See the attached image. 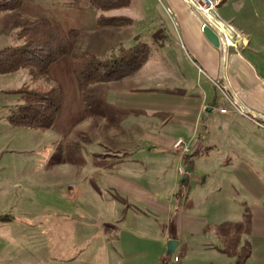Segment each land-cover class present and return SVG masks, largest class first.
<instances>
[{"label": "crops", "instance_id": "1", "mask_svg": "<svg viewBox=\"0 0 264 264\" xmlns=\"http://www.w3.org/2000/svg\"><path fill=\"white\" fill-rule=\"evenodd\" d=\"M167 3L201 63L198 68L191 62L200 81L183 73L177 78L168 58L169 65H156L152 81L135 75L112 94L106 106L122 110L126 131L117 141L121 153L104 167L95 193L98 188V197L108 195L105 202L120 214L111 223L149 221L139 235L129 234L144 238L143 248H155V264H264V163L258 160L264 157V129L220 113L227 105L213 85L221 77L264 122V15L248 9L243 18L242 9H217L234 31L230 45L236 44L224 60L204 36L199 14L182 0ZM194 135L193 154L172 149L176 138Z\"/></svg>", "mask_w": 264, "mask_h": 264}, {"label": "rangeland", "instance_id": "2", "mask_svg": "<svg viewBox=\"0 0 264 264\" xmlns=\"http://www.w3.org/2000/svg\"><path fill=\"white\" fill-rule=\"evenodd\" d=\"M212 1L217 3L216 11L242 9L238 12L244 18L248 9H258L264 15V0ZM166 9H171L167 0H133L128 8L106 12L96 10L88 0H23L18 9L0 12V49L20 44L16 33L22 24L41 18L49 19L68 45V54L46 71L20 69L0 75V264H155V248H143L145 239L129 234L139 235L137 229L149 228V221L130 217L111 223V217L120 214L105 202L108 195L98 197L101 190L95 193L94 187L103 182L104 167L121 153L117 141L126 131L127 120L122 110L110 112L106 103L129 79L79 85L71 61L85 52L101 58L118 55L120 49L145 42L150 55L137 75L152 81L156 65H169V58L177 78L183 73L196 82L191 62L198 68L201 63ZM99 15L130 22L99 27ZM234 47L220 50L221 57L225 60ZM221 80L213 81L214 89L224 87L235 97ZM25 84L61 88L62 109L50 129L9 124V107L20 102L15 90ZM178 139L185 138H176L172 149L183 156L181 147L174 148ZM258 160L264 163V157ZM180 166L177 171L183 175ZM259 176L264 180V173Z\"/></svg>", "mask_w": 264, "mask_h": 264}, {"label": "trees", "instance_id": "3", "mask_svg": "<svg viewBox=\"0 0 264 264\" xmlns=\"http://www.w3.org/2000/svg\"><path fill=\"white\" fill-rule=\"evenodd\" d=\"M133 0H88L98 11L106 12L130 7ZM225 0H220L223 3ZM23 0L0 1V12L18 9ZM125 17H104L99 15L96 24L105 26H127ZM69 34L73 37V33ZM21 43L0 49V75L20 69L46 71L50 66L68 54L67 41L47 18L24 23L16 33ZM150 55V46L136 42L134 46L120 49L119 54L98 57L94 52H85L71 61L79 85H92L110 81L134 78L145 65ZM20 102L10 106L8 122L14 127L35 130L50 129L62 109V90L59 86L31 87L22 85L15 90ZM184 182V181H183Z\"/></svg>", "mask_w": 264, "mask_h": 264}, {"label": "built area", "instance_id": "4", "mask_svg": "<svg viewBox=\"0 0 264 264\" xmlns=\"http://www.w3.org/2000/svg\"><path fill=\"white\" fill-rule=\"evenodd\" d=\"M161 2L162 0H157ZM186 5H188L191 9L201 14L203 23L201 25V29L203 26L207 25L210 27L218 37L219 48L222 51H226L227 48L232 44L231 35L234 32L232 27L225 22L216 11V2L212 0H182ZM217 86V85H216ZM219 89L221 95L223 96L226 105L225 107L219 108V112L222 114H230L234 113L240 115L248 120L252 121L257 127H261L264 129V122L260 121V117L252 111L246 109L242 104L236 100L235 97L229 96L224 87H217ZM197 143V138L193 137L190 140H182L178 139L174 143V148L181 147L182 153H188L193 150L194 146ZM177 260V257H175Z\"/></svg>", "mask_w": 264, "mask_h": 264}, {"label": "water", "instance_id": "5", "mask_svg": "<svg viewBox=\"0 0 264 264\" xmlns=\"http://www.w3.org/2000/svg\"><path fill=\"white\" fill-rule=\"evenodd\" d=\"M202 32L204 34V36L207 38V40L213 45V46H217L219 45L218 43V37L216 35V33L207 25L202 27ZM218 47V46H217Z\"/></svg>", "mask_w": 264, "mask_h": 264}, {"label": "bare ground", "instance_id": "6", "mask_svg": "<svg viewBox=\"0 0 264 264\" xmlns=\"http://www.w3.org/2000/svg\"><path fill=\"white\" fill-rule=\"evenodd\" d=\"M217 4V3H216ZM191 151H193V150H191ZM181 167V166H180ZM180 174V173H179Z\"/></svg>", "mask_w": 264, "mask_h": 264}]
</instances>
